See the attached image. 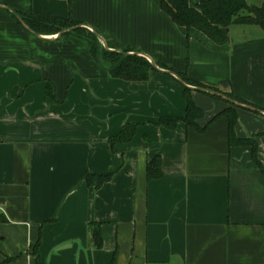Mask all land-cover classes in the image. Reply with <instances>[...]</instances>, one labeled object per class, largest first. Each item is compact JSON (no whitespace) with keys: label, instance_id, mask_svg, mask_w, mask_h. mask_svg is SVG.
<instances>
[{"label":"crops","instance_id":"obj_1","mask_svg":"<svg viewBox=\"0 0 264 264\" xmlns=\"http://www.w3.org/2000/svg\"><path fill=\"white\" fill-rule=\"evenodd\" d=\"M10 11L71 18L108 49L169 70L113 79L81 43L37 37ZM177 73L264 110V33L232 25L216 45L174 25L160 0H0V264H264V174L249 147L229 146L226 117L203 133L181 121L184 87L202 127L230 101ZM253 110L236 109L237 138L264 134V112ZM158 117L179 121L168 129ZM126 126L132 139L111 145ZM154 157L163 176L148 180ZM108 172L99 188L85 181Z\"/></svg>","mask_w":264,"mask_h":264},{"label":"trees","instance_id":"obj_2","mask_svg":"<svg viewBox=\"0 0 264 264\" xmlns=\"http://www.w3.org/2000/svg\"><path fill=\"white\" fill-rule=\"evenodd\" d=\"M71 3L73 0H67ZM160 8L171 22L186 31L196 30L205 35L216 45H225L228 42V29L232 25L239 26H257L264 33V1L260 6L249 5L245 0H201L195 7L189 6V0H160ZM27 27V31L38 36L68 37L81 43L89 52L95 63L105 71L111 78L127 82H146L151 72L156 71L154 66L139 52L125 48L117 51H109L101 44L99 38L94 32L86 29L80 23L71 18H59L50 16H37L33 13H23L14 11ZM14 22L23 27L22 24L12 15ZM72 29L64 32L65 30ZM62 33V34H61ZM188 40V38H187ZM121 52V53H120ZM127 53L131 55H124ZM160 69L169 70L164 65H158ZM186 85L198 89L209 90L220 96L211 95L205 91L202 94L223 100V96L215 89L206 87L198 82L191 81L186 74H176ZM191 89L184 87V99L186 102L185 117L181 120L183 123L199 133H203L207 127L220 117H226L228 120V143L229 146H243L251 149L253 162L260 168L264 174V166L258 159V144L256 139L264 137V134H258L250 139H239L235 135V126L237 123V112L239 108L236 105L227 102L228 108L215 116L207 125L200 126L198 121L204 116L203 111L197 107L192 96ZM46 94L54 99V88L51 83H47ZM227 99L246 105L255 113L264 112L263 109L247 104L232 95H225ZM246 109V108H244ZM251 110V109H249ZM178 119L158 117L156 125L168 129H174ZM135 133L134 126H126L119 136L112 138L110 143L129 142ZM114 175V172L104 174H87L85 181L90 187L99 188L108 182ZM161 160L159 157L152 158L146 166V177L148 180H157L162 178ZM94 239L96 246H101L99 230L95 229ZM39 264V263H38Z\"/></svg>","mask_w":264,"mask_h":264},{"label":"water","instance_id":"obj_3","mask_svg":"<svg viewBox=\"0 0 264 264\" xmlns=\"http://www.w3.org/2000/svg\"><path fill=\"white\" fill-rule=\"evenodd\" d=\"M11 13H12V15L22 24V26L26 29V30H28L27 29V27L24 25V23L22 22V19L15 13V12H13V11H10ZM70 30H72V29H68V30H65V31H63L62 33H64V32H67V31H70ZM93 32V31H92ZM61 33V34H62ZM95 33V35L99 38V40H101V38L99 37V35L96 33V32H94ZM35 36H37V37H39L38 35H35ZM59 36V35H58ZM57 36V37H58ZM102 44H103V46H104V48H106L107 50H109V51H116V50H110V49H108L107 48V46H106V44L102 41ZM117 52H119V51H117ZM121 53V52H120ZM122 54H124V55H131V54H127V53H122ZM141 55V54H140ZM142 56V55H141ZM144 57V56H143ZM148 61H150L149 59H147ZM151 63H152V65L154 66V68L156 69V70H158L159 71V69H158V67H157V65H155L152 61H150ZM169 74H171V73H169ZM179 81L185 86V83L182 81V80H180L179 79ZM195 90H197V91H205V92H207V93H210L211 95H216V96H220L219 94H216L215 92H212V91H209V90H204V89H198V88H195ZM224 98V97H223ZM224 99H226L227 101H230L232 104H234V105H236V106H238V107H243V105H241V104H238V103H236V102H233V101H231V100H229V99H227V98H224Z\"/></svg>","mask_w":264,"mask_h":264},{"label":"rangeland","instance_id":"obj_4","mask_svg":"<svg viewBox=\"0 0 264 264\" xmlns=\"http://www.w3.org/2000/svg\"><path fill=\"white\" fill-rule=\"evenodd\" d=\"M245 2L249 5L260 6L263 0H245Z\"/></svg>","mask_w":264,"mask_h":264}]
</instances>
